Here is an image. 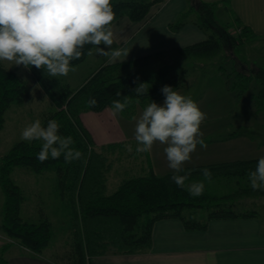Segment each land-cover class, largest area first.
<instances>
[{"label": "trees", "instance_id": "trees-1", "mask_svg": "<svg viewBox=\"0 0 264 264\" xmlns=\"http://www.w3.org/2000/svg\"><path fill=\"white\" fill-rule=\"evenodd\" d=\"M154 1L111 0L114 20L122 14L141 19ZM219 1L187 0L186 6L169 22V26L177 29L185 22L193 21L206 36L177 48L175 52L201 58L219 57L221 64L218 70L226 76L227 89L238 101L252 88V94L244 100H248H245L248 107L264 122V63L252 66L246 58H239L235 53L239 45L264 37L237 14L220 19L216 13ZM221 1L229 6L230 0ZM92 48L91 44L85 45L83 55L70 63L84 60ZM153 56L148 54L126 61L101 62L74 87L61 77H48L43 69L31 68L32 77L52 103L51 108L44 112L42 124L47 126L49 120H57L60 134L71 136L74 141L72 147L82 155L71 163H66L63 155L41 163L37 160L40 142L19 139L0 156V189L3 194L0 229L12 239L0 247V264H8L5 252L13 242L44 255L55 264H90L92 257L108 252L124 254L149 250L153 224L161 218L176 217L186 229H204L213 218L259 215L253 209L235 210L234 206L243 198L264 196V190H253L248 180V173L255 169L260 156L184 166L186 171H191L186 184L205 179L202 175L204 168L212 172V179L234 180L236 183L234 188L224 192L212 191L204 184L203 194L192 197L172 181L173 172L156 174L150 154L144 153L141 171L122 178L112 192H107L108 174L114 165V158L109 154L122 151L126 144L135 140L128 138L97 144L81 113L112 107L113 100L123 101L125 96H130V105L120 113L130 119L138 107L144 108L151 101L161 99L164 96L161 89L165 85L184 90L190 87L191 84L185 81L188 67L172 70V67L162 65L150 71L148 65ZM225 60L233 64L225 66ZM140 83H146L149 91L136 97L134 89ZM27 89L28 84L23 77L0 63V128L7 108L12 102H22ZM117 93L121 95L117 96ZM91 99L97 101L96 106L89 105ZM16 165L29 167L37 173L46 170L53 173L58 194L70 204L71 241L67 248L45 252L52 230L51 221L43 216V211L37 221L22 218L20 208L24 195L20 185L11 177Z\"/></svg>", "mask_w": 264, "mask_h": 264}, {"label": "crops", "instance_id": "crops-1", "mask_svg": "<svg viewBox=\"0 0 264 264\" xmlns=\"http://www.w3.org/2000/svg\"><path fill=\"white\" fill-rule=\"evenodd\" d=\"M186 4L187 0H155L141 19H132L126 14L115 19L111 25L114 33L112 47H127L130 51L127 58L121 57L117 61L131 60L148 54L154 55L150 63L161 57L164 58L163 62L170 64L172 61L187 58L189 55L178 57L175 50L202 40L206 34L193 21L171 29L169 22ZM228 13L227 18L237 14L243 22L264 37V0H230ZM92 50L96 53L94 48ZM101 62H107V58L104 57ZM209 82L207 86L212 87V92L218 93L220 98L216 105L219 115L213 118L206 116L201 131L203 139H209L205 140L207 147L198 145L191 160L184 166L264 156V139L259 143L247 136L249 133L246 131L232 129L227 131V134L221 131L223 134L218 137L208 138L207 134L212 129L226 130L232 124H243L246 128L258 125L257 119L250 118L249 108L244 110V113L239 111L229 114L231 105L237 104L233 94L227 89L225 74L219 71ZM175 90L181 94L186 92L183 88ZM164 99L163 96L156 102L163 104ZM202 100L195 99L198 104ZM142 110L143 108L138 107L134 116H139ZM81 118L97 144L134 136L135 121L121 114L113 115L111 107L100 111H84ZM231 131L234 133L230 134ZM156 151L163 157L160 158L159 154L155 159ZM149 154L156 174L172 172L167 166L163 145H154ZM151 237L152 246L145 252H108L92 257L90 264H264V216L260 215L213 218L204 229H186L179 218L165 217L155 221ZM7 250L5 255L8 264H55L44 255L36 254L18 244L11 245Z\"/></svg>", "mask_w": 264, "mask_h": 264}, {"label": "clouds", "instance_id": "clouds-1", "mask_svg": "<svg viewBox=\"0 0 264 264\" xmlns=\"http://www.w3.org/2000/svg\"><path fill=\"white\" fill-rule=\"evenodd\" d=\"M114 18L111 0H0V63L12 67L22 65L29 71L32 67L43 69L48 77L58 78L76 71L70 62L83 55L87 44L93 45L96 54L106 57L107 63L127 58L130 52L127 47H112ZM87 54L93 55V50ZM146 85L140 83L134 89L136 97L148 93ZM161 92L165 97L163 104L151 101L139 116L132 118L135 151L149 153L155 144L163 145L167 166L173 172L172 181L192 197L201 196L203 181L186 184L191 171H186L184 165L191 160L198 145L207 147L201 131L206 114L191 96L171 86L165 85ZM130 102V96H125L123 101L113 100L112 114L123 113ZM96 104L95 99L89 101L90 106ZM20 138L40 142L37 160L41 163L61 155L66 163H71L82 155L72 147L71 136L60 134V125L55 119L49 120L47 126L36 119L22 129ZM125 149L133 150L131 144H126ZM202 175L211 182L209 169L204 168ZM248 180L253 190H264V156L249 171Z\"/></svg>", "mask_w": 264, "mask_h": 264}, {"label": "rangeland", "instance_id": "rangeland-1", "mask_svg": "<svg viewBox=\"0 0 264 264\" xmlns=\"http://www.w3.org/2000/svg\"><path fill=\"white\" fill-rule=\"evenodd\" d=\"M216 13L222 20L227 19L229 16L228 7L221 0L216 7ZM235 53L239 58H246L248 61L247 63L252 66L255 63L263 64L264 38L254 41L252 40L239 45ZM176 55L180 57V54ZM103 58V56L93 53V55H87L84 60L78 63H71V66L75 67L76 71L70 72L67 77H61L62 80L73 87L79 85L90 74V72L101 63ZM156 59L157 58L152 60V62L148 65V70H155L163 64L167 65V63L168 66L172 67V70L179 69L183 66L188 67L185 81L191 85L188 89H183L186 91L183 92V95L191 96L194 100L196 98L203 99L202 102L198 104L200 109L207 117H218L219 111L216 110V105L217 100L220 98L218 93L215 94L212 92V87L207 86V84H209L211 78L219 72L218 65L221 64V59L219 57L201 58L189 55L187 58H183L181 60L178 59L174 62L172 61L171 64L167 61L163 62L162 59L164 58L162 57L157 60ZM2 64L7 68L15 70L21 77H23L28 84V89L25 99L22 102H12L5 112V120L2 128H0V156L8 150L13 142L21 139V131L27 124L34 122L36 119H39L42 122L43 117L45 116L44 114L52 106L51 100L48 96H46L39 87H36L37 82L34 80L28 69L24 68L22 65L12 67V65L7 63ZM224 64L225 66L229 64L232 65L233 62L225 60ZM243 67H245V65H243ZM231 68L232 66L229 70ZM34 90L35 94L33 95ZM252 92V88L248 89L244 93L243 97L248 98ZM244 98L238 101L235 99L234 102L237 105H234L232 102L233 105L230 107L231 109L229 114H236L239 111L244 113V110L249 108L248 111L251 113L250 118L252 119L253 117L255 120L257 119L258 125L246 128L243 124H232L226 130L222 128L216 130L212 129L210 133L207 134L208 138L218 137L219 134H223L221 131H225L227 134V131L236 129L248 132L249 134L247 136L257 140L259 143L262 139H264V122H261V120L258 119L252 108L248 107L247 102L245 101L247 99L244 100ZM230 133L233 134L234 132L231 131ZM128 138L132 139L134 136L129 135L124 139ZM128 144L132 145V152H128L124 148L122 151L117 150L116 152L109 154L111 158H114V165L108 174V193L112 192L117 187L122 178L139 173L142 169V165H144L145 154L136 153V142H129ZM155 145L158 146L159 144L157 143ZM159 154L160 153L158 151H156V153L154 152L155 159L156 156L159 157ZM162 157L163 155L160 154V158ZM11 177L20 185L24 195L20 208L22 218L29 221H37L41 216L40 212L43 211V216L47 217L51 221L52 236L46 249L52 251L53 249L63 250L67 248L69 242L71 241L70 204L66 199H63L58 194L54 186L53 173L49 170L37 173L29 167L16 165L12 170ZM199 181H203V183L206 184L212 191L216 192L228 191L234 188V185L236 184L234 180L227 181L224 179H211V182L206 179ZM2 204L3 194L0 189V223L2 217ZM234 208L235 210L253 209L257 211L260 216H264V196L243 198L242 202L237 203ZM11 240V237L0 229V247L5 242ZM12 245H16V243L13 242Z\"/></svg>", "mask_w": 264, "mask_h": 264}]
</instances>
